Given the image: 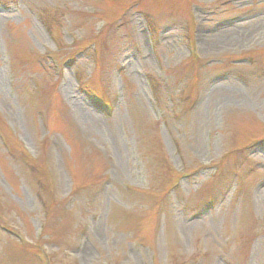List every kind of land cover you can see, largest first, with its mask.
Instances as JSON below:
<instances>
[{
  "label": "rangeland",
  "instance_id": "obj_1",
  "mask_svg": "<svg viewBox=\"0 0 264 264\" xmlns=\"http://www.w3.org/2000/svg\"><path fill=\"white\" fill-rule=\"evenodd\" d=\"M0 264H264V0H0Z\"/></svg>",
  "mask_w": 264,
  "mask_h": 264
}]
</instances>
